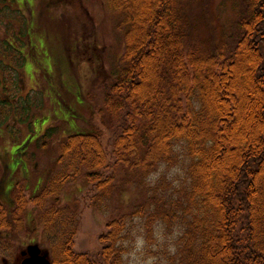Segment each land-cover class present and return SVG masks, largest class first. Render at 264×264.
I'll return each mask as SVG.
<instances>
[{
  "label": "trees",
  "instance_id": "obj_1",
  "mask_svg": "<svg viewBox=\"0 0 264 264\" xmlns=\"http://www.w3.org/2000/svg\"><path fill=\"white\" fill-rule=\"evenodd\" d=\"M22 2L0 0V27L7 28L0 34V130L10 129L27 53L35 52L34 9L26 16ZM234 2L231 33L205 47L193 38L186 9L205 0H105L126 30L120 63L101 84V126L69 134L38 192L20 188L11 209L0 203V229L36 233L25 215L31 203L52 264H124L122 239L136 210L147 214V238L159 222L181 226L170 264H264V0ZM179 148L190 182L173 194L162 188L164 177L155 184L148 177L178 162ZM81 179L88 188L60 203L66 186ZM132 184L140 204L125 198ZM87 204L112 214L96 251L75 247Z\"/></svg>",
  "mask_w": 264,
  "mask_h": 264
},
{
  "label": "rangeland",
  "instance_id": "obj_2",
  "mask_svg": "<svg viewBox=\"0 0 264 264\" xmlns=\"http://www.w3.org/2000/svg\"><path fill=\"white\" fill-rule=\"evenodd\" d=\"M234 1L205 0L202 6L188 5L193 38L205 47L213 36L224 43L236 18ZM21 6L26 16L34 9L29 28L36 38L35 52L27 53L23 87L15 104L18 110H11L8 126L5 125L10 129L0 130V203L10 209L14 206L12 197L20 188L28 195L43 188L60 155V145L69 134L91 132L101 126L97 111L103 106L101 84L114 74L120 63L126 30L121 17L107 7L105 0H24ZM76 31L82 32L85 41L82 38L78 41ZM6 32V26H1L0 34ZM28 97L31 101L23 107L21 102ZM50 129L52 136L45 138ZM103 141L106 143L105 136ZM188 162L184 149L179 148L178 162L172 166L162 164L157 173L148 177V182L155 184L164 177L162 188L176 194V188L186 187L190 182ZM7 187L12 189L6 195ZM86 188L84 179L67 185L60 203L81 195ZM124 192L125 198H132V203L142 202V193L134 184L125 186ZM37 214V208L29 203L25 215L31 227H36V233L0 229V237L4 238L0 239L4 264H22L25 258L22 251L30 244L39 245L51 260L48 246L41 242L42 227L37 224ZM111 215L87 204L75 239L76 249L100 248V234L107 232ZM146 218V213L136 210L128 216L122 239L127 248L124 264H170L169 254L176 250L181 226L176 221L172 225L159 222L152 237L147 238Z\"/></svg>",
  "mask_w": 264,
  "mask_h": 264
},
{
  "label": "water",
  "instance_id": "obj_3",
  "mask_svg": "<svg viewBox=\"0 0 264 264\" xmlns=\"http://www.w3.org/2000/svg\"><path fill=\"white\" fill-rule=\"evenodd\" d=\"M22 253L25 255L22 264H52L51 260L41 253V247L37 244H30Z\"/></svg>",
  "mask_w": 264,
  "mask_h": 264
},
{
  "label": "bare ground",
  "instance_id": "obj_4",
  "mask_svg": "<svg viewBox=\"0 0 264 264\" xmlns=\"http://www.w3.org/2000/svg\"><path fill=\"white\" fill-rule=\"evenodd\" d=\"M41 253H42V254H45L44 252H42V249H41ZM45 255H46V254H45Z\"/></svg>",
  "mask_w": 264,
  "mask_h": 264
}]
</instances>
